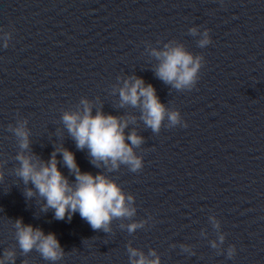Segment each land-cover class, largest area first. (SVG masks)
Returning a JSON list of instances; mask_svg holds the SVG:
<instances>
[{"label": "clouds", "instance_id": "9594fccd", "mask_svg": "<svg viewBox=\"0 0 264 264\" xmlns=\"http://www.w3.org/2000/svg\"><path fill=\"white\" fill-rule=\"evenodd\" d=\"M192 35L197 34V29L189 30ZM211 43L208 31L205 30L203 38L198 41V46L206 47ZM160 62L156 68V76L165 84L171 85L176 90L192 89L197 83V76L201 68L202 57L194 56L187 51L183 44H166L164 50L153 49L152 53ZM120 106L131 105L141 109L140 119L144 124L158 133L164 120L167 118L170 126L183 124L178 111L169 112L156 95V90L151 84L145 85L142 78L130 77L124 80L119 88ZM81 111L64 112L62 121L68 133L80 150L87 149L90 162L96 167L107 168L108 171L118 170L121 165L127 166L130 171L137 172L143 167V158L136 155L134 149L143 143V137L135 131L127 136L125 128L128 119L112 114L97 111L93 115L89 101L82 100ZM133 120L135 117L132 118ZM25 123H20L13 129L19 139L22 150L29 149V132ZM130 142V143H128ZM57 153L62 155L63 165L74 175L75 180L70 182L58 167ZM19 162L16 175L25 185L31 184L24 191L26 198L31 199L37 195L43 198L45 203L42 211L54 210L56 220L71 221L77 212L94 231L110 233L111 224L117 219H131L136 214L133 207L134 197L126 194L122 187L113 179L97 172H82L76 162L75 154L64 147H58L53 151L47 162L42 161L34 154L18 153L15 158ZM3 172L0 171V180ZM214 228H219V223L214 217H210ZM16 240L23 254L36 250L47 260L55 262L65 255L55 233L45 232L31 224H25L22 220L14 222ZM143 221H133L127 225V231L131 234L143 228ZM223 243L224 236L219 237ZM215 248L216 242H211ZM235 247L230 246L227 256L235 255ZM130 264H160V257L155 250L150 249L145 255L140 249L131 245L127 246ZM16 253L14 250H6L0 257V264H15ZM26 264V262H25Z\"/></svg>", "mask_w": 264, "mask_h": 264}]
</instances>
